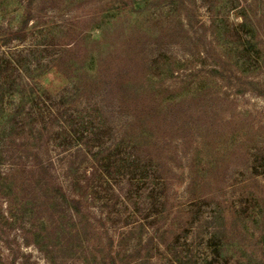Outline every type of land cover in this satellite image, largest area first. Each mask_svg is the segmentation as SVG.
<instances>
[{
	"label": "rangeland",
	"instance_id": "obj_1",
	"mask_svg": "<svg viewBox=\"0 0 264 264\" xmlns=\"http://www.w3.org/2000/svg\"><path fill=\"white\" fill-rule=\"evenodd\" d=\"M0 264H264V0H0Z\"/></svg>",
	"mask_w": 264,
	"mask_h": 264
},
{
	"label": "trees",
	"instance_id": "obj_2",
	"mask_svg": "<svg viewBox=\"0 0 264 264\" xmlns=\"http://www.w3.org/2000/svg\"><path fill=\"white\" fill-rule=\"evenodd\" d=\"M96 134H98L97 130H96Z\"/></svg>",
	"mask_w": 264,
	"mask_h": 264
}]
</instances>
